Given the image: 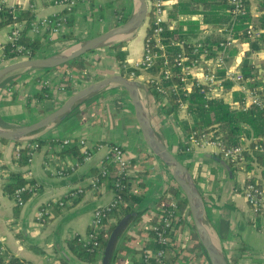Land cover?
I'll use <instances>...</instances> for the list:
<instances>
[{
	"label": "crops",
	"instance_id": "obj_1",
	"mask_svg": "<svg viewBox=\"0 0 264 264\" xmlns=\"http://www.w3.org/2000/svg\"><path fill=\"white\" fill-rule=\"evenodd\" d=\"M247 2L251 14L258 19L263 9L262 0ZM1 3L9 7L32 8L35 23L60 17L65 10L56 0H2ZM136 9L137 0H76L72 12L74 23L70 28L63 24L58 34H51L53 42L45 47L39 57L67 52L79 42L98 37L122 24V20L129 18ZM168 27L174 29L175 25L169 21ZM11 31L12 26L0 30V68L13 62L3 60L2 49L9 42ZM140 31L139 36L135 33L132 39L125 40L127 67H131L143 55L146 31L144 27ZM211 33L204 30L194 41ZM255 33L260 38L264 30H255ZM29 36L35 35L30 32ZM233 51L234 56H230ZM252 52L249 45L236 39L228 52V66L240 67L248 55L260 79H264V48L260 52ZM84 61L88 64L85 71L75 74L66 84L62 83L63 70L58 69L22 70L7 77L0 85V127L16 129L31 125L61 107L73 93L102 79L122 75V67L112 47L88 53ZM150 75L148 71H142L135 79L141 85L145 113L155 132L193 175L203 198L207 221L219 238L227 260L230 264H264V215L254 213L242 194L249 177H254L264 186L263 168L259 166L251 171L245 167L232 171L211 149L185 152V137L178 123L174 117L165 114L146 84ZM45 85L49 87L51 98L39 100L37 95ZM88 101L93 102L83 109L78 108L80 111L61 124L31 135L24 141L0 139V243L7 257L15 256L30 264H101L100 261L86 263L79 260L71 251L69 242L75 237H86L94 211L111 204L115 199L108 181H104L98 189L92 186V170L102 166L113 144L119 145L130 160L128 172L132 190L140 191L139 184L144 183L142 190L145 194L143 202L135 211L141 220L131 225L126 233L130 239L123 242L124 246L131 249L130 252L122 253L123 264H134L140 255L133 250L151 243L145 231L150 228L152 209L163 197L167 199L177 184L169 168L152 155L147 147L130 97L122 87L112 85ZM180 118L185 119L182 116ZM188 121L191 122V119ZM40 138L48 142L40 144L30 165L22 169L32 171L31 179L37 182L40 191L24 206L16 207L14 200L4 192V179L7 172L19 169L15 163L17 149L26 145L28 140L31 142ZM64 139L72 140L81 153L88 151L90 156L80 164L76 158L59 156L57 153L67 147H61ZM81 140L85 141L84 146L78 144ZM183 150L184 153L181 152ZM61 167L72 168L71 173L59 174ZM76 190L83 191L77 203L66 201L64 206L55 205L57 201L66 200ZM44 206L46 214L40 221L37 213ZM188 213L184 214L185 225H182L179 237L181 241H187L188 229H191ZM109 222L114 224L116 219L112 218ZM193 232L196 241L189 240V236V246L176 264H188L190 258H196L198 253L192 248V243L198 246L200 241L194 229ZM241 244L247 246L243 258L237 253Z\"/></svg>",
	"mask_w": 264,
	"mask_h": 264
},
{
	"label": "trees",
	"instance_id": "obj_2",
	"mask_svg": "<svg viewBox=\"0 0 264 264\" xmlns=\"http://www.w3.org/2000/svg\"><path fill=\"white\" fill-rule=\"evenodd\" d=\"M57 1L60 0H56V2ZM1 2L2 0H0V30L8 26H12L13 28L16 24L23 25L22 35L18 43L13 44L8 42L2 46L3 60L14 62L21 60L24 57H28L29 59L39 57V54L45 49V47L53 42L50 37V32L45 31L43 34L36 37L29 36L31 28L35 23L34 10L32 8L22 9L20 7H9ZM262 2L263 9H261V16L258 19H255L251 14L247 0H245V15L238 16L237 18H233V15L230 12L231 6L229 0H173L169 10L168 23L169 21L173 22L175 27L174 29H169L167 23L162 36L164 43L167 45L166 57L160 59L154 68L148 72L151 75H159L163 70H169L171 74L170 78L168 80H162L161 86L164 89L176 86L179 88V93L174 95L169 92L168 95L161 96L155 90V85L151 84L148 79L146 84L151 94L160 102L165 114L175 118L185 138L192 134V132L207 133L212 139L223 140L228 146L247 145L250 148H253L259 142H264L263 109H260L257 106H251L248 109H244L242 105L243 94L238 90L233 92L234 98L232 102L226 101L224 98L207 99L206 93L197 87H194L187 97H185L181 90V70L176 67L173 62V57L181 51V47L178 45L180 43L184 44L186 55L190 60L198 59L205 62L210 59H215L222 51L221 43L225 41V36L222 30L225 27H227L228 30H232L235 40L239 39L242 43L249 45L253 52L262 51L264 48V33L260 38L249 36L248 34V31H253L254 34L255 30H264V0H262ZM61 19H64V21ZM127 19L128 17H125L122 22H126ZM59 21L70 28L74 23V15L72 12L67 13V11L64 10L60 17L51 19L52 23H57ZM204 30L212 31V33L202 39L194 41V39H197L199 33ZM68 36L70 37L71 34ZM126 44L127 42L124 41L112 47L115 51L117 61L122 67V75L124 76L132 71L131 68H124L127 56L126 51L124 50ZM199 45V52L196 55H193V49ZM18 46L22 48L20 51L17 49ZM234 54L235 52L233 51L230 56H234ZM87 65L88 64L84 61L83 56L57 68L58 70H63L62 83L66 84L70 82L75 74H81L85 71ZM240 71L244 79L247 81L248 87L257 90L259 96L264 99V79H260L258 70L253 65L252 60L248 58V55L244 58L240 66ZM139 73H137V75H139ZM218 74L220 77L224 78L226 75L225 69L221 68ZM129 79L132 78L129 77ZM233 86L234 84L230 80H225L223 84V88L226 91L232 89ZM49 98H51L49 87L45 85L42 92L37 95V99L44 100ZM179 99L188 102L187 110L191 115V122L180 118ZM36 141L39 142V145L48 142L42 140V138L37 139ZM32 152V147L27 144L21 147L15 158V163L19 169L15 172H7L4 179V192L14 200L16 207H21L15 201V193L18 189L21 190L19 196L25 201V203L30 201L40 191L37 182L33 179H27L25 177L27 171L22 170L30 165L29 160ZM86 152L84 154L81 153L79 147L72 142L71 145L67 146L63 151L58 152L57 154L63 158H76L80 164L85 158L90 156V152ZM181 152L184 153V150ZM247 161V167H249L251 171H254L256 167L260 166L263 168L264 174L263 155L255 152L251 155L247 154ZM227 165L232 171L236 168L231 164ZM71 169L61 167L59 174H69L71 173ZM92 173L94 174V179H98L99 187L104 181H108L110 187L115 193V201H117V203H115L114 206H111L107 218L103 221L104 228L96 234L97 246L89 249V247H85L82 241H79L80 237H75L69 242V247L73 254L83 262L96 263L100 261L102 263L107 244L114 231L125 218H129L124 230L117 239L110 260V264H123L122 253L124 251H131L130 248H127L123 244L125 240L130 239L126 233L131 225L138 223L141 220L135 211L136 207L141 204L145 198V194L142 190L144 189V183L139 184L138 189L140 191L134 192L132 190L129 175L123 177L119 173V166L109 155L103 162L102 166L94 168ZM248 182L263 186L254 177H249L247 179V183ZM32 186L36 187V191L31 190ZM76 191L77 194L75 197H68L66 200H63L65 205L66 201L77 203L80 200L83 194H80L78 192L79 190ZM171 192L172 193L167 196V199H165L166 197H163L158 205L152 209L151 216L153 218L150 219V228L145 231L148 234V239L151 243L138 250L132 249L135 254L138 253L140 255V259H136L134 264H142V253L144 250H148L151 253L160 249L164 250L161 263L156 262L155 259H151V264H176L183 258V252L186 251L189 243H187L186 240H179V237L181 236L182 225H185L184 214L185 212H188L189 209L186 198L177 185ZM170 199H173L178 203V211L175 217H172L171 227L166 234L169 244L161 246L155 240V232L152 227L159 224L162 219L167 216V213L170 211ZM55 205L60 206L59 204ZM42 208L46 209V206ZM188 214L190 215V213ZM112 218L116 219L114 224H110L109 222ZM189 225L194 229L191 216ZM194 241H196V238ZM192 248L195 252L197 251L198 254L195 253L196 258H190L188 264H210L206 253L204 251L201 252V245L199 242L198 246L193 242ZM246 249L247 246L245 244H241V246L237 248V253L240 258L245 256ZM0 264L30 263L15 256H2L0 253Z\"/></svg>",
	"mask_w": 264,
	"mask_h": 264
},
{
	"label": "built area",
	"instance_id": "obj_3",
	"mask_svg": "<svg viewBox=\"0 0 264 264\" xmlns=\"http://www.w3.org/2000/svg\"><path fill=\"white\" fill-rule=\"evenodd\" d=\"M147 1V18L144 24V29L146 31L145 40H144V49L142 57L136 61L131 67H127L124 65L125 69L131 68L132 71L128 72L127 75L133 80L138 78L137 73L142 71H150L154 68L156 63L166 57L167 53V45L163 41V33L165 29V25L168 23V15L170 6L173 0H146ZM58 5L63 6L67 13L73 12L76 6V0H60L56 2ZM229 4L231 6V14L233 18H237L238 16H243L246 13L245 10V0H229ZM64 21V19H61ZM63 23L61 21L57 23H52L51 19H44L39 23H34L31 31L36 37L41 35L45 31H49L51 34H58ZM23 31V25L16 24L13 26L11 34L9 36V42L15 44L18 43L21 38ZM225 41L221 43L222 51L215 58L210 59L205 62H202L198 59L190 60L186 55V51L184 49V44H178L181 47V51L177 53L173 57V62L176 67L181 70V78L180 82L182 84L181 90L185 97L192 91L194 87L202 89L206 93L207 99L213 98H224L226 101H233V92L234 89L240 91L242 95V105L244 109H248L251 106H257L260 109L264 110V99L261 98L257 92V90H253L248 87L247 81L244 79L240 67L231 68L228 66L229 54L228 50L232 47L235 38L231 29L228 30L227 27L222 30ZM249 36L256 37V33L253 34V31H248ZM200 45L193 49V55H196L199 52ZM19 51L22 49L20 46L17 48ZM22 59H29L28 57H24ZM204 64V65H203ZM221 68H224L226 71L225 77H220L218 72ZM170 71L163 70L159 75H150L149 82L155 85V90L161 95L166 96L169 92L174 95L179 93V88L169 87L168 89H164L161 86L162 80H168L170 78ZM225 80H230L233 82L234 86L229 91H226L223 88V84ZM179 104V114L185 119L190 120L191 115L187 110L188 102L182 99L178 100ZM72 140L64 139L61 143V147L64 148L66 146L71 145ZM26 144L31 146L33 152L31 153V158L29 163L32 161V157L34 153L39 149V142L34 140L26 141ZM79 145L85 144V141L81 140L78 142ZM184 150L187 153H191L193 151L206 150L211 149L215 155L220 157L226 164H231L238 169H244L248 166L247 154L251 155L254 152L264 156V142L257 143L253 148H250L247 145L240 146H228L223 140L220 139H212L207 133H198L192 132L188 137L184 140ZM21 148L17 149V153ZM88 153V152H86ZM109 156L113 158V161L117 163L119 166V173L123 177H127L129 175L128 168L130 166V160H128L125 156L123 149L119 145H111L109 147ZM32 171H27L25 177L27 179L32 178ZM93 188L98 189V179L93 180L92 184ZM242 193L247 201L248 205L256 214L264 215V187L258 184L246 182L244 187L242 188ZM31 190L36 191V187L32 186ZM21 190L18 189L15 193V201L19 206H24L25 201L20 198ZM80 194L82 190L78 191ZM77 192L71 193L69 195L70 198L75 197ZM115 201V199H114ZM113 201V202H114ZM111 203L105 207L98 208L94 211L93 220L90 226V231L88 232L86 237H80L79 241H82L85 247L92 248L97 246L96 242V234L98 231L104 228L103 221L107 218V214L111 209V206H114L117 201ZM55 204H59L60 206H64L65 203L63 200L57 201ZM170 211L167 213L162 221L153 226L152 229L155 232V240L161 246H165L169 244V240L167 237V231L171 227L172 217L176 215L178 211V203L173 199H170ZM46 214V209L42 208L37 213V218L40 221H43L44 216ZM190 221V219H189ZM0 247V253L3 256H7L5 254V248L2 243ZM164 255V250L160 249L153 253L148 250H144L142 253V264H151V259H155L156 262H160ZM9 257V256H8Z\"/></svg>",
	"mask_w": 264,
	"mask_h": 264
},
{
	"label": "water",
	"instance_id": "obj_4",
	"mask_svg": "<svg viewBox=\"0 0 264 264\" xmlns=\"http://www.w3.org/2000/svg\"><path fill=\"white\" fill-rule=\"evenodd\" d=\"M147 11V1L137 0V9L126 22L98 37L79 42L67 52L49 57L21 59L3 66L0 68V85L7 77L15 72L22 70L49 71L57 69L85 56L89 52L106 47L111 48L128 40L144 26L147 18ZM252 53L254 54V52ZM112 85L120 86L128 93L135 111L136 120L147 147L155 157L169 168L175 183L184 194L194 230L210 264H230L219 238L207 221L203 198L198 190L193 175L188 167L167 147L161 137L153 129L145 113L140 92L141 85L136 80L129 79L124 75H115L92 83L70 95L61 107L31 125L18 127L16 129H5L0 127V139L12 142L24 141V139L31 135L55 127L70 117L81 105ZM128 220L129 218H125L114 231L107 244L101 264H110L117 239L120 237Z\"/></svg>",
	"mask_w": 264,
	"mask_h": 264
},
{
	"label": "rangeland",
	"instance_id": "obj_5",
	"mask_svg": "<svg viewBox=\"0 0 264 264\" xmlns=\"http://www.w3.org/2000/svg\"><path fill=\"white\" fill-rule=\"evenodd\" d=\"M141 29H143V27L141 28ZM141 32L142 31H138L137 32V34H136V36H139L140 34H141ZM135 35V34H134ZM134 35H132L128 40H130V39H132L133 37H134ZM126 77H128L129 78V76L128 75H125ZM94 101H96V100H94ZM93 102V101H92ZM92 102H86V103H84L83 104V106L82 107H79V109H83V107H87L88 105H90V103H92ZM87 103H89V104H87ZM87 104V105H86ZM85 105V106H84ZM78 111H80V110H76L75 112H78ZM75 112L72 114V115H74L75 114ZM133 147V146H132ZM132 147H130L129 149H132ZM153 155V154H152ZM180 159V158H179ZM190 228L191 229H188L190 232H191V235H190V232H189V234L187 235V243H189V241H188V239H189V236H191L190 238L194 241V236H195V233L193 232V228H192V226H190ZM190 240V239H189ZM130 241H132V240H130Z\"/></svg>",
	"mask_w": 264,
	"mask_h": 264
},
{
	"label": "bare ground",
	"instance_id": "obj_6",
	"mask_svg": "<svg viewBox=\"0 0 264 264\" xmlns=\"http://www.w3.org/2000/svg\"><path fill=\"white\" fill-rule=\"evenodd\" d=\"M125 37V36H124Z\"/></svg>",
	"mask_w": 264,
	"mask_h": 264
}]
</instances>
